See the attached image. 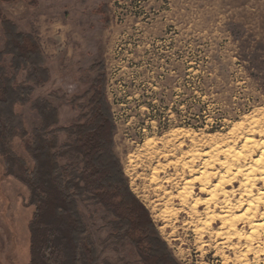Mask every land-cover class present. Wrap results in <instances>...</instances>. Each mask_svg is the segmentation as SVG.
Here are the masks:
<instances>
[{
    "label": "rangeland",
    "instance_id": "1",
    "mask_svg": "<svg viewBox=\"0 0 264 264\" xmlns=\"http://www.w3.org/2000/svg\"><path fill=\"white\" fill-rule=\"evenodd\" d=\"M0 9L20 30L40 40L51 79L35 89L33 98L48 99L58 108L60 126H69L80 114L62 97L71 100L84 94L96 76L89 67L105 63L118 125L116 153L131 188L151 211L179 263L240 264L235 258L245 249V241L238 251L224 249L228 260L217 254L220 237L209 231L202 239L209 244L204 245L194 232L196 215L182 205L179 192L194 180L189 166L201 167L215 145L220 146L222 161V150L230 146L243 150L247 137L264 140V92L250 75L255 70L243 57L241 41L231 36L242 35L250 52L258 48L264 55V0H0ZM231 23L237 24L233 32ZM18 111L29 128L39 121L29 105ZM68 138L59 134L60 144ZM15 148L24 153L20 141ZM197 152L201 158L194 159ZM243 153L247 155L241 165L252 163L261 149L254 146ZM223 169L218 162L209 171ZM240 180L238 176L227 186L236 190L230 193L236 218L246 208L238 203ZM259 190H264L260 178L254 187L255 193ZM194 194L207 197L198 183ZM28 196L18 178L5 174L0 156V264H30L29 223L34 210L26 204ZM219 203L211 205L216 215L223 212ZM205 208L200 206L202 213ZM80 209L101 261L141 264L129 242L103 243L110 230L102 227L106 222L102 209L89 203H80ZM263 212L260 203L257 221H264ZM238 224L249 230L243 221ZM220 225L217 221L214 228ZM252 244L256 251L250 261L258 256L264 264V230L256 232Z\"/></svg>",
    "mask_w": 264,
    "mask_h": 264
},
{
    "label": "trees",
    "instance_id": "2",
    "mask_svg": "<svg viewBox=\"0 0 264 264\" xmlns=\"http://www.w3.org/2000/svg\"><path fill=\"white\" fill-rule=\"evenodd\" d=\"M230 26L233 32L237 24ZM0 27L4 39L0 43V156L5 174L26 187V204L34 210L29 223L30 264H112L100 260L80 203L105 212L102 227L110 232L103 243L129 242L141 264H180L151 211L131 188L116 153L118 125L107 92L105 63L89 67L96 76L84 94L71 100L62 97L80 114L69 126H60L58 108L48 99L33 98L35 89L51 79L40 40L20 30L1 9ZM231 36L241 41L243 57L255 70L250 75L264 92V55L258 48L250 52L242 35ZM27 105L39 118L31 128L18 111ZM61 133L69 137L63 144ZM16 141L24 153L16 150ZM61 158L66 163L61 164Z\"/></svg>",
    "mask_w": 264,
    "mask_h": 264
},
{
    "label": "bare ground",
    "instance_id": "3",
    "mask_svg": "<svg viewBox=\"0 0 264 264\" xmlns=\"http://www.w3.org/2000/svg\"><path fill=\"white\" fill-rule=\"evenodd\" d=\"M254 146H258L261 149L259 157L251 161L252 163L241 165V159L246 158L245 156L247 155L243 152H246V150L247 152L251 151ZM232 148L233 147L230 146L221 151L224 155V159L221 161L219 158L220 146L215 145L214 148L208 152L207 159L204 160L201 167L195 168L193 165L189 166L191 174H195V177L194 180L191 181L190 179L184 184L183 189L179 192V199L183 206H190L193 210L192 212L195 213L197 224L194 232L204 245L209 244V242L202 241L203 236L209 231L211 234L216 235V237H220L222 239V245H216L217 254L222 256L225 260H228L229 258L226 256L224 249L227 247L233 251H238L240 245H242V241H245L243 244L245 249L239 252L240 254L236 256L235 260L240 264H260L258 256L254 257V261H250L249 255L256 251V248H254L252 244L256 232L264 230V221H257L255 216L260 203H264V190H259L257 193L254 191L258 178H260L264 184V140L259 141L249 136L244 146H242L243 150L237 151ZM193 157L194 159H199L201 155L197 152L193 153ZM218 162L224 169L218 170L212 174L209 168ZM234 169H236V171H234ZM214 176L219 177L217 182L213 180ZM238 176H241L239 189L242 193L241 201L238 203L242 207L246 206V208L244 212L236 218L234 211L236 204L231 201L230 195V193L234 194L236 190H229L227 186L233 180L237 179ZM195 183L199 184L200 193L207 195V197L201 198L194 194ZM220 195H224L222 201L219 200ZM192 200H194V202ZM219 201L222 204L223 212L222 214L216 215L211 205H217ZM202 204L206 207L203 213L200 210ZM262 217L264 218V212L262 213ZM217 221H220L221 225L218 228H214V224H216ZM241 221L246 223L245 226L249 227L248 231L245 230L244 227L241 228L239 226L238 223ZM234 239L237 240V244L234 242Z\"/></svg>",
    "mask_w": 264,
    "mask_h": 264
}]
</instances>
